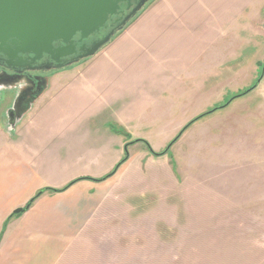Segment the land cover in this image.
Here are the masks:
<instances>
[{"label":"rangeland","instance_id":"obj_1","mask_svg":"<svg viewBox=\"0 0 264 264\" xmlns=\"http://www.w3.org/2000/svg\"><path fill=\"white\" fill-rule=\"evenodd\" d=\"M145 13L138 37L121 43L134 53L108 68L101 51L54 73L22 125L48 105L66 108L64 95H90L74 102L90 110L79 119L95 116L84 125L130 135H118L120 163L128 144L162 153L191 121L255 89L195 122L166 155L131 145L109 221L61 264H264V0H155ZM18 91L0 90V141Z\"/></svg>","mask_w":264,"mask_h":264},{"label":"crops","instance_id":"obj_2","mask_svg":"<svg viewBox=\"0 0 264 264\" xmlns=\"http://www.w3.org/2000/svg\"><path fill=\"white\" fill-rule=\"evenodd\" d=\"M142 15L101 50L102 66L109 68L134 53L130 43H121L138 37V27L132 26L141 25L147 14ZM95 79L99 77L91 81ZM102 81L106 86L112 79ZM68 82L65 80L63 86ZM60 98V102L68 101L66 108L50 110L53 105H48L29 124L22 125L23 120L12 136L0 141V238L6 225L0 240V264H61L74 245L88 239L90 230L99 228L103 220L109 221L112 207L118 204L124 166L105 181L95 180L111 174L124 155L121 134L113 126L112 132L87 128L86 122L95 116L78 118L79 111L90 110L79 109L74 102L88 100L90 95ZM115 101L109 106L104 103V109L95 115L113 107ZM53 114H57L54 123ZM77 180L81 181L63 192H45L25 213L10 219L41 191L63 190Z\"/></svg>","mask_w":264,"mask_h":264},{"label":"water","instance_id":"obj_3","mask_svg":"<svg viewBox=\"0 0 264 264\" xmlns=\"http://www.w3.org/2000/svg\"><path fill=\"white\" fill-rule=\"evenodd\" d=\"M154 1L0 0V67L14 73L0 72V90L19 87L6 110L7 134L12 136L15 133L50 89L54 73L74 68L95 57ZM133 2L136 5L132 9ZM124 3H128V10L132 9L128 14L121 12ZM116 17L119 19L112 24V30L100 36ZM91 40L94 41L88 45ZM45 58L48 62L36 67ZM36 71H44L49 76H23L24 72ZM27 210L26 207L19 208L14 214L20 215Z\"/></svg>","mask_w":264,"mask_h":264},{"label":"trees","instance_id":"obj_4","mask_svg":"<svg viewBox=\"0 0 264 264\" xmlns=\"http://www.w3.org/2000/svg\"><path fill=\"white\" fill-rule=\"evenodd\" d=\"M255 88L253 87V88H251L250 90H248V91H246V92H244L243 94H241V95H238V96H236V97H234V98H232V100L228 103V104H226V105H224V106H222L221 108H217V109H214L212 112H209V113H207V114H204L203 116H200V117H197L196 119H194L193 121H191L180 133H179V135L173 140V142L170 144V146L165 150V151H163L162 153H159V154H157V153H155L152 149H151V147L149 146V144L147 143V142H145V141H143V140H136L135 142H133V144H135V143H138V142H143V143H145V144H147V146H149V149H150V151L152 152V153H154L156 156H163V155H166V154H168L169 153V151L171 150V148H172V146L181 138V136L183 135V133L187 130V129H189V127H191L195 122H197V121H199L200 119H202V118H204V117H206V116H208V115H210V114H212V113H214L215 111H218L219 109H225L226 107H228L230 104H231V102L233 101V100H235V99H237V98H240V97H243V96H245V95H247V94H249V93H251L253 90H254ZM113 129H114V131L116 132V133H118V134H121V135H124V136H127V137H129L130 135L129 134H127L126 133V131L125 130H123V129H119V128H116V127H114L113 126ZM132 143L131 144H128L127 145V152H126V158H124L117 166H116V168L113 170V172L111 173V174H109L108 176H106L105 178H103V179H101V180H95L96 182H102V181H105V180H107V179H109V178H111V177H113L118 171H119V169H121L127 162H128V160H129V153H128V148L131 146V145H133ZM79 181H81V180H77V181H75V182H73L72 184H70L68 187H66L65 189H63V190H54V189H49V188H47V189H45V190H43V191H41L36 197H34L28 204H27V206H26V208L27 209H30V207L33 205V203L41 196V195H43L45 192H47V191H52V192H63V191H65V190H67L71 185H74L75 183H77V182H79ZM20 215H22V214H20ZM20 215H15V214H13L11 217H10V219H12V218H14V217H16V216H20ZM9 219V220H10ZM5 228H6V225H5V227H4V230H5ZM4 230H3V233H4ZM3 233H2V235H3ZM2 235H1V238H2ZM1 238H0V240H1Z\"/></svg>","mask_w":264,"mask_h":264},{"label":"flooded vegetation","instance_id":"obj_5","mask_svg":"<svg viewBox=\"0 0 264 264\" xmlns=\"http://www.w3.org/2000/svg\"><path fill=\"white\" fill-rule=\"evenodd\" d=\"M135 5H136V3L133 2V7H132V9L134 8ZM132 9H131V10H132ZM131 10H128V3H124L121 12L128 14V13H130ZM120 16H121V15H120ZM120 16H119V17H120ZM119 17H116V18L113 20V22L109 23L108 27L103 31V33L100 34V36H103V35L108 34V33L112 30V27H111L112 24L115 23L116 20L119 19ZM96 39H98V38H96ZM93 41H94V40H91V41H89L87 44L90 45V43H92ZM85 44H86V42H85ZM82 45H83V44H80L79 46H82ZM47 62H48V60H47V58H45L42 62L38 63V64L36 65V67L43 66V65H44L45 63H47ZM2 71H7L9 74H12V75L14 74L13 72H11V71H9L8 69H6L4 66H1V67H0V72H2ZM23 76H29V77H31V78H36V77H47V76H49V73H46V72H44V71H36V72H33V73L24 72V73H23Z\"/></svg>","mask_w":264,"mask_h":264}]
</instances>
